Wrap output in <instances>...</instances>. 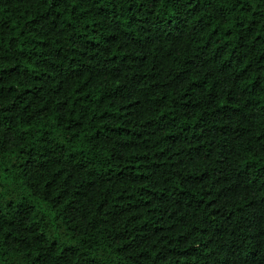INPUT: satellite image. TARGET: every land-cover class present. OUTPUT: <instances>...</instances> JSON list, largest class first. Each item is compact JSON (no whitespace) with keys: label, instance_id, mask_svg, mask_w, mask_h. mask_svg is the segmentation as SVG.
<instances>
[{"label":"trees","instance_id":"obj_1","mask_svg":"<svg viewBox=\"0 0 264 264\" xmlns=\"http://www.w3.org/2000/svg\"><path fill=\"white\" fill-rule=\"evenodd\" d=\"M0 264H264V0H0Z\"/></svg>","mask_w":264,"mask_h":264}]
</instances>
